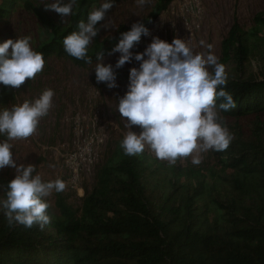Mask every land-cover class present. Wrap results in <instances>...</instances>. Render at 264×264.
Masks as SVG:
<instances>
[{
  "label": "trees",
  "instance_id": "1",
  "mask_svg": "<svg viewBox=\"0 0 264 264\" xmlns=\"http://www.w3.org/2000/svg\"><path fill=\"white\" fill-rule=\"evenodd\" d=\"M101 1L76 0L62 24L35 0H0V43L9 39L12 13L23 6L39 20L42 39L34 51L42 53L45 64L57 55L86 66L65 52L63 40L78 31L81 20L87 23ZM171 1L158 0L144 26L149 28ZM131 28L122 24L104 39L98 33L88 50L92 63ZM222 54L223 64L264 57V12L255 15L250 29L235 19ZM13 90L0 88V106L14 98ZM224 90L236 107L218 110L234 139L228 149L210 151L215 164L169 166L145 151L127 156L122 137L97 169L93 186L85 188L79 207L57 193L60 214L48 209L51 223L44 230L9 227L0 205V264H264V74L243 72L228 78ZM10 182L0 179V201Z\"/></svg>",
  "mask_w": 264,
  "mask_h": 264
},
{
  "label": "clouds",
  "instance_id": "2",
  "mask_svg": "<svg viewBox=\"0 0 264 264\" xmlns=\"http://www.w3.org/2000/svg\"><path fill=\"white\" fill-rule=\"evenodd\" d=\"M150 0H137L139 6ZM76 0H54L45 4V10L58 13L62 20L73 14ZM114 0L103 3L91 11L87 23L81 20L78 31L63 40L65 52L86 63H92L89 46L104 21ZM102 27L109 28L103 24ZM150 35L143 23L132 25L130 31L121 33L118 44L108 53L119 52L115 67H123L133 59L131 49ZM211 50L212 45H208ZM147 57V59H145ZM141 62L139 68L130 70L128 91L119 99L120 118L126 120V132L120 148L127 156L142 155L148 149L169 166L191 159L193 165L202 163L201 153L228 149L234 135L227 127L220 111L236 107L234 97L224 88L228 82L225 66L209 51L207 56L194 54L185 40L175 38L172 43L153 38L143 53L134 56ZM96 80L106 83L109 89L118 87L116 72L111 64L105 65L104 50L96 55ZM45 67L42 53L34 51L30 38L8 39L0 43V84L21 87L26 80H34ZM54 90L46 89L34 101H25L0 111V169L11 167L16 177L8 184L6 198L0 201L9 227L23 225L41 230L51 223L47 198L54 192H63L66 184L61 179L44 182L39 174L33 176L36 165L17 166L9 141L27 140L37 133L41 120L53 107ZM219 102V103H218ZM138 126L139 133L132 131Z\"/></svg>",
  "mask_w": 264,
  "mask_h": 264
},
{
  "label": "rangeland",
  "instance_id": "3",
  "mask_svg": "<svg viewBox=\"0 0 264 264\" xmlns=\"http://www.w3.org/2000/svg\"><path fill=\"white\" fill-rule=\"evenodd\" d=\"M35 1L40 5L54 2ZM157 1L150 0L139 6L137 0H114V6L106 13L105 20L97 25L100 28L99 37L104 39L114 34L122 24L132 27L134 23H144L152 14ZM63 2L67 3L68 0ZM105 2L109 0H102L101 5ZM259 12H264V0H172L167 9L156 14L150 22V35L144 36L131 51L134 56L143 53L155 37L168 43L179 38L185 40L194 54L207 56L211 51L222 63V41L228 36L234 20L237 19L244 29H250ZM48 13L58 23L65 24L70 19L67 16L62 20L52 10H48ZM103 24L109 28L102 27ZM6 33L13 40L30 38L33 50L42 39L38 18L19 5L10 17ZM208 45H212L211 50ZM120 55L119 52L107 54L103 61L105 65L111 64L116 72V88L109 89L106 83L97 82L95 66L98 61L79 66L65 57L52 55L44 70L34 80L28 79L21 87L14 88V98L0 106V111L10 109L13 105L34 101L46 89L54 90L53 107L41 120L37 133L27 140L9 143L13 145L17 166L36 165L33 176L39 174L44 182L63 180L66 188L60 193L75 208L81 205L85 188L93 186L97 169L106 161L116 141L131 130L125 127L126 120L120 118L117 106L119 99L128 91L130 70L133 67L139 68L141 62L133 56L131 62L117 69L115 65ZM223 65L228 78L243 72L247 77H260L264 74V57L261 56L243 65L235 60ZM2 86L0 84V88ZM132 131L139 133L141 129L133 126ZM4 140L6 137L0 135V142ZM210 151L201 153L202 163L198 166L208 167L216 163V157ZM145 152L155 157L148 149ZM189 163L192 164L190 158L177 162L182 167ZM15 177V169H0V179L12 181ZM56 197L57 193L54 192L47 198V202L51 205L49 209L52 213L60 214Z\"/></svg>",
  "mask_w": 264,
  "mask_h": 264
}]
</instances>
